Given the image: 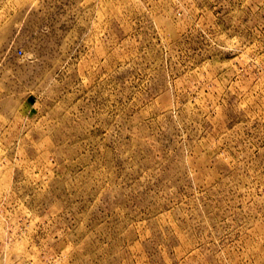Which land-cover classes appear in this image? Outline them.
<instances>
[{
  "label": "rangeland",
  "instance_id": "rangeland-1",
  "mask_svg": "<svg viewBox=\"0 0 264 264\" xmlns=\"http://www.w3.org/2000/svg\"><path fill=\"white\" fill-rule=\"evenodd\" d=\"M0 264H264V0H0Z\"/></svg>",
  "mask_w": 264,
  "mask_h": 264
}]
</instances>
